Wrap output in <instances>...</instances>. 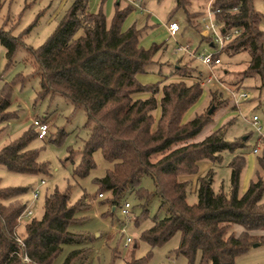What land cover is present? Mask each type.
I'll return each mask as SVG.
<instances>
[{
    "label": "trees",
    "instance_id": "trees-1",
    "mask_svg": "<svg viewBox=\"0 0 264 264\" xmlns=\"http://www.w3.org/2000/svg\"><path fill=\"white\" fill-rule=\"evenodd\" d=\"M88 1L72 0L42 44L25 46L33 72L39 78L38 98L59 94L71 101L74 108L82 107L85 111L88 136L79 151L73 174L86 175L95 166L93 152L99 149L112 165L103 176L96 178L98 193L104 196L105 191L109 192L106 201L111 206L120 207L124 195L134 193L141 207L140 215L134 219L137 224L140 217L147 214L152 198H159L157 213L140 234L150 247L165 242L179 230L176 253L193 261L199 252L202 264H234L236 254L256 241L264 242V233L252 232L264 230L262 175L257 171L256 177L250 179L240 193L245 153L237 152L229 163V191L222 187L215 190L208 171L197 177V201L193 203L186 200L188 179L180 175L196 172L201 159L219 160L223 150L235 151L244 145L243 139L240 142L226 139L225 130L218 126L201 140L188 142L211 121L203 113L183 120L184 113L202 92L201 77L182 63L172 71L174 79L161 85L141 82L137 74L152 60L158 47L141 46L139 30L133 26L122 30L127 8L116 6L108 22L100 8L90 10ZM190 2L175 0L174 9L184 7L187 22L191 20L190 15L196 18L202 13L190 12L186 8ZM1 6L2 0L0 9ZM213 7L218 9L216 16L225 27L240 29L218 54L246 50L250 57L241 79L248 72H258L264 77V31L259 27L262 15L253 7L252 0H213ZM201 38L208 37L201 35ZM0 41L6 48V64H9L23 42L20 36L1 26ZM10 91L11 87L6 86L0 95L3 121L14 115L8 110ZM145 93L147 95L142 96ZM210 95L212 104L217 105L219 94L212 90ZM48 115L50 112L46 110L38 117L47 119ZM64 132L60 129L58 135L50 139L57 140ZM35 136H38L37 130L28 127L5 143L0 148V164L17 172H47L48 165L38 160L37 149L28 146ZM156 153L160 156L153 160ZM74 155L75 150L69 149L68 158L73 160ZM258 165L264 170V154L258 156ZM145 174L152 178L154 188L151 190L141 184ZM27 189L25 185L0 183V264H52L63 244L93 239L90 232L69 229V225L78 220L76 211L88 205L83 196L71 201L70 185L64 190L55 187L49 191L41 216H32L20 230L19 215L26 207L20 196ZM234 223L243 229L235 232ZM18 236L22 245L16 239ZM90 249L89 245L71 249L62 264H88ZM23 254L29 257L28 261L22 259ZM144 261V257L132 255L123 264H143Z\"/></svg>",
    "mask_w": 264,
    "mask_h": 264
},
{
    "label": "rangeland",
    "instance_id": "rangeland-1",
    "mask_svg": "<svg viewBox=\"0 0 264 264\" xmlns=\"http://www.w3.org/2000/svg\"><path fill=\"white\" fill-rule=\"evenodd\" d=\"M72 0H2L0 9V26L9 30L11 34L20 36L23 44L15 50L12 60L7 63L6 48L0 41V95L3 88L11 87L10 105L8 110L14 115L7 121L0 119V148L8 141L18 137L28 127H33L32 120L41 116L47 110L49 131L46 136H35L29 147L38 151V160L47 163L48 171L45 173H26L9 170L0 164V183L7 185L28 186L20 198L22 202L32 210L31 216L21 218V227L32 216L39 217L43 212V203L46 194L57 187L64 190L70 185V199L72 202L83 196L88 205L76 211L78 220L69 225V229L75 232L86 231L93 234V239L84 243H65L62 250L55 257L52 264H62L67 253L79 246L89 245L88 264H123L132 255L144 257L143 264H202L199 252L193 261L182 253H176L181 233L177 230L165 242L150 247L140 234L142 230L151 224L152 216L157 213L159 198L154 196L149 204L146 215L140 217L139 223H135L136 215H140L141 207L134 193H126L124 199L129 201L130 212L128 216L121 214L119 205L111 206L106 198L110 195L105 191L104 196L99 197V184L97 177L104 175L112 163L106 160L99 149L93 152L95 166L84 176L73 174V168L80 158V149L84 139L88 136V128L85 126L86 114L82 107L74 108L71 101L62 95H49L38 98L39 78L34 74L33 64L27 56L25 46L37 47L42 44L48 35L53 31L60 16L67 9ZM144 8L140 9L133 5L132 0H90L91 5L96 9L100 8L106 15L109 22L116 6L127 8V13L122 21V30L130 26L139 30V44L144 48L156 45L152 60L149 61L144 70L137 74V78L143 83L159 82L160 85L176 76L172 71L179 64H187L191 67L192 73L201 71L206 74L208 69L197 58L189 56L184 51H175L177 45L192 43V48L197 52L211 51L212 49L202 40L200 35V15L187 22L184 7L175 8V0H141ZM207 0H191L186 5L190 12L203 11ZM253 7L261 13L262 19L259 27L264 31V0H252ZM109 12V13H108ZM168 20H176L179 28L175 35H171L165 23ZM109 24V23H108ZM201 41V42H200ZM25 44V45H24ZM249 53L246 50L231 54L230 51L221 54L222 63L215 67L216 75L222 77L225 83L239 92H245L247 97L238 98L237 104L231 96L228 97L227 89L212 87L219 94L217 105L210 102L209 85L203 87L198 99L191 105L184 115V120L192 118L196 113H203L210 117V122L205 124L201 131L187 141H199L205 135L215 129L218 124L225 130V138L240 142L244 145L235 151L223 150L219 160L208 158L198 161V169L191 174H181L180 178L188 179L186 185V200L189 203L197 201V177L205 175L208 171L212 175V186L215 190L223 188L230 189V161L237 152L244 151L245 163L240 172L238 191L242 193L250 179L255 178L257 171L264 180V171L259 168L258 156L264 154V137L260 138L259 133L248 121L253 114L259 117L261 124L260 133L264 134V77L258 72H248L250 75H243V70L249 62ZM224 69H227L224 72ZM203 80V75L196 73ZM204 86V84H202ZM159 96V93L157 94ZM211 110L209 111V109ZM156 114V112H154ZM220 122V121H219ZM217 125V126H218ZM63 129L64 135L57 140L50 137L58 135ZM245 137V138H244ZM257 146V153H247ZM75 150L73 160L68 158L69 149ZM160 153L152 156L156 159ZM247 181L244 183V178ZM44 179V183L40 180ZM141 184L149 190L154 188L152 178L145 174L142 176ZM39 188V196L33 197V188ZM232 228L240 232L243 228L240 224L234 223ZM253 233H264L263 229L253 230ZM131 241L124 245L126 237ZM257 238V237H256ZM255 238V239H256ZM115 249V250H114ZM234 264H264V242H257L250 245L246 250L234 257Z\"/></svg>",
    "mask_w": 264,
    "mask_h": 264
},
{
    "label": "built area",
    "instance_id": "built-area-1",
    "mask_svg": "<svg viewBox=\"0 0 264 264\" xmlns=\"http://www.w3.org/2000/svg\"><path fill=\"white\" fill-rule=\"evenodd\" d=\"M134 6L139 7L140 9L143 8L141 0H132ZM216 11L213 7V0H207L205 8L203 9L202 13L200 14V34L203 36L208 37L205 39L206 43L212 49L211 51H203L197 52L196 49H193L190 43L186 44H178L175 48V51H184L187 52L190 56L197 58L200 62L205 64L209 70L210 74L209 77H215L213 68L221 63V57L218 54L224 46L230 42L240 31L239 28H231L228 29L223 25L221 21L216 16ZM179 28V24L176 20H168L167 22V29L171 35H175L176 31ZM206 81H202V84H205ZM231 97L233 98V102L237 104V100L239 97L245 98L247 94L245 92L231 91ZM249 122L253 125L254 129L259 133V137L263 138L264 134L260 133L261 124L259 122V117L256 114H253ZM34 128L38 132L39 137H43L48 129H49V122L47 119L43 117H34L32 120ZM258 150L257 146L252 148L253 152ZM41 183H44V179L40 180ZM39 188H33V197L37 198L39 196ZM98 196H103V193L99 192ZM130 202L124 201V203L119 207L121 214L125 217L129 215L130 212ZM32 214V210L26 205L23 212L19 215V220L23 216H30ZM20 245L23 244L21 237L16 238ZM131 241L129 236L126 237L124 245H127ZM22 259L28 261L29 257L26 254L22 255Z\"/></svg>",
    "mask_w": 264,
    "mask_h": 264
},
{
    "label": "crops",
    "instance_id": "crops-1",
    "mask_svg": "<svg viewBox=\"0 0 264 264\" xmlns=\"http://www.w3.org/2000/svg\"><path fill=\"white\" fill-rule=\"evenodd\" d=\"M143 3V2H142ZM88 6H89V8H90V10H96V8L93 6V5H91V3H90V0L88 1ZM142 6H143V4H142ZM143 8H144V6H143ZM109 13V12H108ZM165 25H166V28H167V23H165ZM168 30V29H167ZM203 40V39H202ZM204 41H205V39H204ZM201 42V41H200ZM188 43H190L191 45H192V43L191 42H188ZM186 54H188L187 52H186ZM189 55V54H188ZM190 56V55H189ZM220 57H221V55H220ZM202 63V62H201ZM221 63H222V61H221ZM220 63V64H221ZM219 64V65H220ZM205 65V64H204ZM219 65H217V66H219ZM206 66V65H205ZM217 66H215V67H217ZM214 67V68H215ZM206 68L208 69V72L206 73V74H204V73H202L201 71H196V73H200L201 74V76L203 75V80L204 81H206V83L204 84V86L203 87H206L207 85H209V87H208V89H209V97H210V102H211V95H210V91H212L213 90V86H214V88H216V89H219L220 88V90L221 91H223L222 89H227L228 90V92H229V95H228V97L229 96H231V91H236V88L234 89L233 87H231L230 86V83H225V82H223V80H221V78L222 77H220V76H218V75H216V73H215V70H214V68H213V70H214V74H215V77H209V74H210V70H209V68L206 66ZM227 71V69H224V72H226ZM251 74V73H250ZM250 74H247V75H250ZM144 95H147V93H145V94H142V96H144ZM232 98V97H231ZM195 103V102H194ZM214 105V104H213ZM215 106V105H214ZM191 107V106H190ZM189 107V108H190ZM189 108L187 109V110H189ZM211 109V108H210ZM186 113V112H185ZM185 113H184V115H185ZM158 114V110H156V115ZM184 115H183V120H184ZM221 120L222 119H220L218 122H217V124L216 125H214V127L216 128V127H218L220 124H222L223 122H225V121H223V122H221ZM249 121V120H248ZM219 124V125H218ZM218 125V126H217ZM245 138V137H244ZM264 139V138H263ZM251 152H253L252 151V149H251V151H248V152H246V154L247 153H251ZM258 152V150L256 151V152H253V153H257ZM261 170H263V169H261ZM264 171V170H263ZM185 178V177H184ZM244 183L247 181V177H245L244 178ZM248 185V184H247ZM247 185L245 186V189H246V187H247Z\"/></svg>",
    "mask_w": 264,
    "mask_h": 264
},
{
    "label": "water",
    "instance_id": "water-1",
    "mask_svg": "<svg viewBox=\"0 0 264 264\" xmlns=\"http://www.w3.org/2000/svg\"><path fill=\"white\" fill-rule=\"evenodd\" d=\"M211 109H209V111H210ZM253 244H256V242H254Z\"/></svg>",
    "mask_w": 264,
    "mask_h": 264
}]
</instances>
